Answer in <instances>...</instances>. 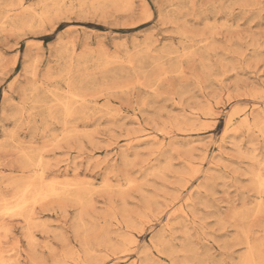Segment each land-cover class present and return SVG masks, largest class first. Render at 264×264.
<instances>
[{
	"label": "rangeland",
	"instance_id": "1",
	"mask_svg": "<svg viewBox=\"0 0 264 264\" xmlns=\"http://www.w3.org/2000/svg\"><path fill=\"white\" fill-rule=\"evenodd\" d=\"M0 264H264V0H0Z\"/></svg>",
	"mask_w": 264,
	"mask_h": 264
},
{
	"label": "bare ground",
	"instance_id": "2",
	"mask_svg": "<svg viewBox=\"0 0 264 264\" xmlns=\"http://www.w3.org/2000/svg\"><path fill=\"white\" fill-rule=\"evenodd\" d=\"M33 179V178H32ZM30 182V181H29ZM34 184V183H33ZM40 184V183H39ZM38 186V185H37ZM32 188V187H31ZM37 188V187H36ZM29 191V190H28ZM53 191V190H52ZM77 191V190H76ZM23 193V192H22ZM28 193V192H27ZM20 198V197H19ZM18 199V198H17ZM26 200V199H25ZM27 201H29L28 199H27ZM26 201V202H27ZM10 205V204H9ZM14 205V204H13ZM10 209V208H9Z\"/></svg>",
	"mask_w": 264,
	"mask_h": 264
}]
</instances>
